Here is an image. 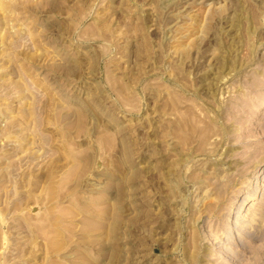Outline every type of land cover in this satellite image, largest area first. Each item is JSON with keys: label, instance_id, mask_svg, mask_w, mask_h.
Here are the masks:
<instances>
[{"label": "rangeland", "instance_id": "rangeland-1", "mask_svg": "<svg viewBox=\"0 0 264 264\" xmlns=\"http://www.w3.org/2000/svg\"><path fill=\"white\" fill-rule=\"evenodd\" d=\"M0 264H264V0H0Z\"/></svg>", "mask_w": 264, "mask_h": 264}]
</instances>
